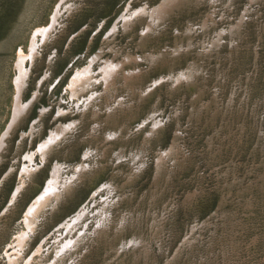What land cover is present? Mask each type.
<instances>
[{
  "label": "rangeland",
  "instance_id": "374dc122",
  "mask_svg": "<svg viewBox=\"0 0 264 264\" xmlns=\"http://www.w3.org/2000/svg\"><path fill=\"white\" fill-rule=\"evenodd\" d=\"M2 135L0 264H264V0H0Z\"/></svg>",
  "mask_w": 264,
  "mask_h": 264
},
{
  "label": "bare ground",
  "instance_id": "6f19581e",
  "mask_svg": "<svg viewBox=\"0 0 264 264\" xmlns=\"http://www.w3.org/2000/svg\"><path fill=\"white\" fill-rule=\"evenodd\" d=\"M125 17V16H124ZM124 21H125V19H124ZM55 21H53V23H54ZM51 25H53L52 23H51ZM50 25V26H51ZM48 29H49V27L47 28L46 26L45 27H41V29L39 28V32H41V36L42 35H44L47 31H48ZM43 33V34H42ZM35 34V33H34ZM40 36V35H39ZM33 37H34V35H33ZM36 37V36H35ZM45 37V36H44ZM36 39V38H35ZM35 39H33V41L35 40ZM32 41V42H33ZM36 41V40H35ZM34 41V42H35ZM37 42V41H36ZM38 43V42H37ZM36 43V44H37ZM35 44V45H36ZM31 46V45H30ZM31 48H32V46H31ZM35 48V47H34ZM36 48H37V46H36ZM35 48V49H36ZM37 50V49H36ZM35 50V51H36ZM38 52V51H37ZM101 53V52H100ZM114 53V52H113ZM22 54V53H21ZM100 55V54H99ZM25 56V55H24ZM28 56V55H27ZM34 56V55H33ZM155 56V55H154ZM30 57V56H29ZM138 57H141V56H138ZM33 58V57H32ZM94 58H95V56H94ZM94 58H92V59H94ZM126 58V57H125ZM128 58V57H127ZM34 59V58H33ZM99 59H100V56H99ZM110 59V58H109ZM20 60H21V57H20ZM24 60V59H23ZM32 60V59H31ZM95 60V59H94ZM92 61V60H91ZM114 62V61H113ZM115 63V62H114ZM23 64H24V61H23ZM92 64H93V62H92ZM21 64H19V66H20ZM108 65H110L111 67L110 68H108L109 66H106L105 67V69H104V72H105V81H106V83H107V85H110V86H116L117 85V77H116V74L118 73V66H116V65H114V64H108ZM122 65V64H121ZM120 65V66H121ZM24 65H22L21 66V68L23 67ZM88 66H91L90 64L89 65H86V67H88ZM113 66H115V67H113ZM88 69H89V67H88ZM88 69H86V70H84V69H82V71L83 72H80V73H78L77 72V77H76V75L74 76V79L75 78H83V77H86V78H88V75H89V71H88ZM129 69V68H128ZM22 70H23V68H22ZM25 70V69H24ZM26 70H27V68H26ZM90 70V69H89ZM101 70V69H100ZM20 72V77H19V75L17 76V78L18 79H15L16 80V87H17V95H16V103H15V105H16V109H15V112H14V115H13V121L15 122V119H17L18 118V115H20V110L22 109V111L24 110L23 109V103L24 102H21V95H20V93L22 92L21 90H22V86H23V83H24V75L26 76V74H25V72L24 73H21V71H19ZM126 72V78L127 79H135L136 77H135V75L133 74V73H129L128 71H125ZM137 74H139V73H137ZM89 79V78H88ZM72 82H74V81H72ZM72 82H71V84H72ZM75 83V82H74ZM76 83H77V81H76ZM114 83H116L115 85H114ZM72 86V85H71ZM36 94V93H35ZM35 94H34V96H35ZM91 96H93V94H91ZM32 101H33V99H32ZM86 101V100H85ZM29 103V102H28ZM31 103V102H30ZM29 103V104H30ZM25 105V104H24ZM26 107H27V105H25ZM19 108H21L20 110H19ZM25 108V107H24ZM26 109V108H25ZM64 111V110H63ZM61 112H62V110H61ZM21 114H22V112H21ZM12 121V120H11ZM162 121V120H161ZM74 122H75V120H74ZM73 122V123H74ZM153 122V121H152ZM163 122V121H162ZM72 123V124H73ZM155 123V122H154ZM157 123V122H156ZM60 125V124H59ZM10 126H11V124H10ZM10 126L8 127V130H10L9 128H10ZM66 126V125H65ZM69 126V125H68ZM155 126V125H154ZM157 126V125H156ZM70 127V126H69ZM59 129H60V127H59ZM63 129V128H62ZM7 130V131H8ZM57 131V130H56ZM64 131V130H63ZM6 132V131H5ZM8 132H6V133H4V134H7ZM58 134H59V132L57 133H51V136L53 137V136H58ZM61 134H62V131H61ZM4 136H6V135H4ZM4 136L2 135V139H1V141H0V148L2 147V145H3V143H4ZM50 136V135H49ZM48 139H49V137H47ZM51 138V137H50ZM54 138V137H53ZM56 138H58V137H56ZM47 139V140H48ZM51 140V139H50ZM55 140V139H54ZM51 141H53V140H51ZM48 142H43V144H41V148H40V150L41 149H44L45 147H47L48 146ZM167 149V148H166ZM171 149L174 151L175 149H176V139H174L173 140V144H172V147H171ZM87 154V153H86ZM161 154H164V153H161ZM32 155H34V154H32ZM30 157H32V156H30ZM86 163V162H85ZM57 168V167H56ZM56 168H55V170L53 171V173H52V178L50 179V181H49V183H48V185H47V188H46V190L47 191H50V192H52L53 190L55 191V189H56V187H55V184H57L56 183V181H57V170H56ZM58 178H59V176H58ZM97 192V191H96ZM50 194V193H49ZM47 196H48V193H47ZM43 198H44V194L42 195V196H40L39 198H37L36 199V201L29 207V210H28V212H27V215L28 216H30L31 215V213L36 209V206L37 205H39L41 202H42V200H43ZM83 210V209H82ZM79 212H82V211H79ZM84 212V211H83ZM77 215V214H76ZM74 216L75 218H73L75 221H77L78 219H80V216H81V214H78L77 216ZM72 219V218H71ZM66 224V223H65Z\"/></svg>",
  "mask_w": 264,
  "mask_h": 264
}]
</instances>
